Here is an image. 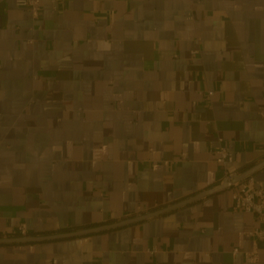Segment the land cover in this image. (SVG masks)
I'll return each mask as SVG.
<instances>
[{"label": "crops", "instance_id": "1", "mask_svg": "<svg viewBox=\"0 0 264 264\" xmlns=\"http://www.w3.org/2000/svg\"><path fill=\"white\" fill-rule=\"evenodd\" d=\"M29 2L0 0V237L119 221L216 187L220 138L231 172L264 160V0H39L37 15ZM251 177L264 185V167ZM232 195L0 244V264H264L248 235L262 223Z\"/></svg>", "mask_w": 264, "mask_h": 264}, {"label": "built area", "instance_id": "2", "mask_svg": "<svg viewBox=\"0 0 264 264\" xmlns=\"http://www.w3.org/2000/svg\"><path fill=\"white\" fill-rule=\"evenodd\" d=\"M57 2L59 0H52ZM38 4L39 0H30L29 5L35 15L38 14ZM213 90L209 91V94H213ZM216 161L223 166L225 169V179L229 181L232 180L234 172H231L227 165L234 160V153L226 145L223 138L219 139V147L215 151ZM232 189L233 196V209L238 211H245L252 213L256 218L262 223L260 227L249 231L248 235L252 236L255 241H264V185L261 182L255 184L253 177L249 176L245 179L231 183L230 187ZM18 232L20 235H27L28 229L26 223H21L19 225ZM235 252L238 251L236 248ZM252 258H255V253L251 254Z\"/></svg>", "mask_w": 264, "mask_h": 264}, {"label": "water", "instance_id": "3", "mask_svg": "<svg viewBox=\"0 0 264 264\" xmlns=\"http://www.w3.org/2000/svg\"><path fill=\"white\" fill-rule=\"evenodd\" d=\"M264 167V160L257 163L256 165L252 166L251 168L241 172V173H235L232 180H225L220 185L213 187L211 189H207L205 191H202L196 195H193L192 197H189L187 199L178 201L176 203H173L171 205L152 210L140 215H131L129 217H125L119 221H113L101 225H95V226H89L84 227L80 229L70 230V231H63V232H57V233H47V234H27V235H15V236H6V237H0V244H9V243H31V242H38V241H51V240H58V239H65V238H71L75 236L85 235V234H91L106 230H112L119 227H123L126 225H130L136 222L143 221L145 219L158 216L164 213H167L169 211H172L174 209H177L179 207H182L186 204H189L191 202L197 201L202 199L203 197L214 193L216 191L229 188L231 183L241 181L245 179L246 177L251 176L253 173L258 171Z\"/></svg>", "mask_w": 264, "mask_h": 264}, {"label": "trees", "instance_id": "4", "mask_svg": "<svg viewBox=\"0 0 264 264\" xmlns=\"http://www.w3.org/2000/svg\"><path fill=\"white\" fill-rule=\"evenodd\" d=\"M16 235H20L19 233H17Z\"/></svg>", "mask_w": 264, "mask_h": 264}]
</instances>
